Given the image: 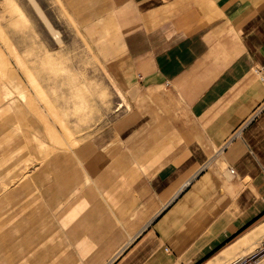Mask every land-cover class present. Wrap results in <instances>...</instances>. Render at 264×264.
I'll return each mask as SVG.
<instances>
[{
	"label": "crops",
	"instance_id": "crops-1",
	"mask_svg": "<svg viewBox=\"0 0 264 264\" xmlns=\"http://www.w3.org/2000/svg\"><path fill=\"white\" fill-rule=\"evenodd\" d=\"M60 2L129 106L70 151L79 172L54 168L73 199L58 253L237 264L264 218V0Z\"/></svg>",
	"mask_w": 264,
	"mask_h": 264
},
{
	"label": "rangeland",
	"instance_id": "rangeland-1",
	"mask_svg": "<svg viewBox=\"0 0 264 264\" xmlns=\"http://www.w3.org/2000/svg\"><path fill=\"white\" fill-rule=\"evenodd\" d=\"M79 26L60 0H0V264H78L54 168L79 172L70 151L129 106ZM263 223L224 262L264 264Z\"/></svg>",
	"mask_w": 264,
	"mask_h": 264
},
{
	"label": "built area",
	"instance_id": "built-area-1",
	"mask_svg": "<svg viewBox=\"0 0 264 264\" xmlns=\"http://www.w3.org/2000/svg\"><path fill=\"white\" fill-rule=\"evenodd\" d=\"M262 81L264 82V76L261 77ZM232 172H234V170H232ZM260 250L264 251V241L262 242L261 246H260Z\"/></svg>",
	"mask_w": 264,
	"mask_h": 264
},
{
	"label": "bare ground",
	"instance_id": "bare-ground-1",
	"mask_svg": "<svg viewBox=\"0 0 264 264\" xmlns=\"http://www.w3.org/2000/svg\"><path fill=\"white\" fill-rule=\"evenodd\" d=\"M58 37H59V35L56 34V37H55V38H58ZM59 38H60V37H59ZM59 38H58V39H59ZM241 259L243 260V258L237 259V261H236L237 264H242L241 261H240ZM244 264H246V262H245ZM248 264H249V262H248Z\"/></svg>",
	"mask_w": 264,
	"mask_h": 264
}]
</instances>
